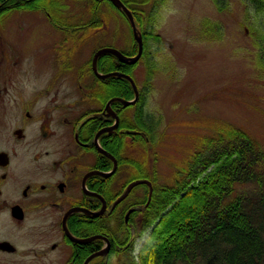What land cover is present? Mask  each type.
<instances>
[{"label": "flooded vegetation", "instance_id": "af4514ba", "mask_svg": "<svg viewBox=\"0 0 264 264\" xmlns=\"http://www.w3.org/2000/svg\"><path fill=\"white\" fill-rule=\"evenodd\" d=\"M58 30L47 62L0 56V264H85L104 243L75 239L92 235L113 242L87 264L132 257L154 189L120 80L77 73L74 30Z\"/></svg>", "mask_w": 264, "mask_h": 264}, {"label": "trees", "instance_id": "16d2710c", "mask_svg": "<svg viewBox=\"0 0 264 264\" xmlns=\"http://www.w3.org/2000/svg\"><path fill=\"white\" fill-rule=\"evenodd\" d=\"M89 1L88 12L96 11L104 25L107 14L101 12L100 1ZM107 1L129 27L125 16ZM122 1L143 35L142 57H147L148 85L151 73L157 68L149 64L156 53L150 56L148 42L161 41L154 33L158 5L157 2L150 4L149 0ZM241 1L246 13L244 19L249 23L247 38L249 36L253 47L245 55L261 82L264 80V0ZM214 3L219 11L227 7L224 0H214ZM37 10L49 14L55 27H75L69 25L71 19L61 16L71 13L66 2L61 0H0V24L11 12ZM202 28L207 40L222 38L223 28L219 23L205 19ZM134 53L135 47L126 54ZM115 66L129 75L135 67L118 63L109 55H102L98 60L99 70L113 71ZM119 95L125 99L132 97L131 88L124 80L120 82ZM146 96L147 90L141 91L136 106L134 123L139 140L141 133L149 139L159 136L160 119L144 114ZM233 104V111L237 110L234 98ZM231 121L216 125L214 130L204 128L183 165L175 169L172 185H155L143 225L138 229L137 237L142 238L147 230L148 233L139 246L137 257L132 260L122 257L116 264H264V148L254 138L252 130L242 127L245 121L240 120L241 125L233 118ZM207 132L210 134L205 135ZM144 147L149 151V146L144 144ZM156 177L154 170V180ZM246 242L249 245L245 248ZM250 246L252 251L248 253ZM114 255L110 254L106 264H113Z\"/></svg>", "mask_w": 264, "mask_h": 264}, {"label": "rangeland", "instance_id": "374dc122", "mask_svg": "<svg viewBox=\"0 0 264 264\" xmlns=\"http://www.w3.org/2000/svg\"><path fill=\"white\" fill-rule=\"evenodd\" d=\"M72 1L67 2L71 14L66 16L75 21L86 19L85 1ZM226 1L228 8L220 12L212 0H164L158 5L159 19L154 32L162 40L148 43L149 50L156 53L155 61L149 64H156L157 68L145 88L143 79L147 71L143 69V60L136 67L134 81L139 89L147 90L144 113L160 119L161 137L153 147V153L160 155L155 164L160 183L172 185L175 169L183 165L204 128L214 130L216 125L232 123L231 118L238 125L240 120L245 121L242 127L252 130L264 148V80L257 79L245 55L253 48L247 38L245 7L241 0ZM203 19L221 25L223 34L219 41L200 35ZM2 21L0 56L15 51L20 61H49L50 47L60 32L44 12L14 11ZM104 26L79 47L76 66L89 61L92 52L103 47L112 46L120 52L130 49L131 34L124 19L111 12ZM233 98L238 104L234 111ZM246 243L245 248L249 245ZM139 245L137 240L134 255ZM251 251V246L247 247V252Z\"/></svg>", "mask_w": 264, "mask_h": 264}, {"label": "water", "instance_id": "95a60500", "mask_svg": "<svg viewBox=\"0 0 264 264\" xmlns=\"http://www.w3.org/2000/svg\"><path fill=\"white\" fill-rule=\"evenodd\" d=\"M112 3L118 8L120 9L124 14L125 16L127 17L129 23H130V26H131V29H132V33H133V37H134V40L136 41V44H137V53L135 56L133 57H126L124 56L123 54H121L120 52L116 51V50H113V49H109V48H104V49H100L98 50L93 58H92V61H91V64H92V68L94 70V73L97 77L99 78H105V77H109V76H119V77H123L125 79H127L132 87H133V91H134V94H135V98L137 97V89L134 85V83L132 82V80L130 79V77L128 75H125V74H122V73H110V74H106V75H100L97 73L96 71V60L98 58L99 55L103 54V53H108V54H112L113 56H115L120 62H123V63H133V62H136L139 57L141 56V53H142V39H141V35L138 33L136 27H135V23H134V20H133V17L131 15V13L128 11V9L124 6V4L121 3L120 0H111ZM127 103V102H126ZM128 104V103H127ZM93 239V238H91ZM96 255V254H95ZM90 259V258H89ZM88 261V260H87Z\"/></svg>", "mask_w": 264, "mask_h": 264}, {"label": "bare ground", "instance_id": "6f19581e", "mask_svg": "<svg viewBox=\"0 0 264 264\" xmlns=\"http://www.w3.org/2000/svg\"><path fill=\"white\" fill-rule=\"evenodd\" d=\"M99 1L101 4L100 7L103 8L107 13H111L113 11L110 4H109V1H107V0H99ZM120 1L122 4H124L122 0H120ZM84 16H86V17L88 16V17L86 19H84V22L82 23V24H84L83 28H82L83 30L97 29V28L101 27L104 23L102 20V17H100V15H98V13L96 11L87 13ZM94 26H96V27H94Z\"/></svg>", "mask_w": 264, "mask_h": 264}]
</instances>
